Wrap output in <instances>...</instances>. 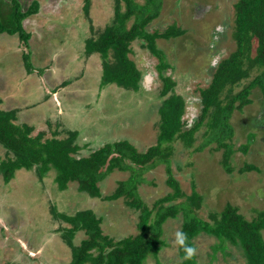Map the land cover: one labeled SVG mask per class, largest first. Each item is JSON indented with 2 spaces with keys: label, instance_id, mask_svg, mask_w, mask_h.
<instances>
[{
  "label": "rangeland",
  "instance_id": "1",
  "mask_svg": "<svg viewBox=\"0 0 264 264\" xmlns=\"http://www.w3.org/2000/svg\"><path fill=\"white\" fill-rule=\"evenodd\" d=\"M18 1L27 9L34 0ZM35 1L40 5L38 14L23 23L30 34L27 45L18 35L0 34L1 111H20L16 123L32 126V135L42 132L49 138L57 131V137L64 138L67 131L77 132L79 157L118 141L129 142L140 153L154 146L163 101L159 97L162 83L157 59L142 41L131 43L129 58L142 74L140 89L134 92L116 85L101 88L100 56L88 58L84 53L85 40L96 38L112 23L114 0H90L88 15L83 10L85 0ZM237 1L162 0L160 16L147 27L149 33L163 32L171 25L184 31L178 38L156 40V46L171 65L163 75L175 82V93L185 101L186 128L200 115L199 90L209 85L213 68L235 50L233 5ZM255 46L256 41L252 54ZM26 55L32 65L30 73ZM213 59L217 61L214 67ZM255 75L252 73L236 86L232 94L240 92ZM249 98L251 104L243 112L236 111L231 120L234 148L246 141L251 144L246 155L239 151L233 155L232 174L224 172L220 164L222 150L215 151V143L195 152L206 140L204 125L191 148L184 147L181 141L172 144V174L184 194L190 195L194 187L203 197L197 212L203 220L208 221L210 212L221 211L227 203L237 207L247 220L264 210V99L257 89ZM4 158L5 149L0 145V161ZM245 163L257 170L240 174L238 170ZM55 175L52 170L39 183L34 170L22 169L7 184L0 175V264L70 263L71 249L58 233L67 224L54 219L51 209L68 216L92 210L103 218V234L115 241L137 234L139 212L129 208L125 199L108 202L91 198L79 192L76 183L59 192ZM129 176L119 171L108 175L99 185L102 195L113 193L117 183ZM167 177L164 164L144 172L139 195L148 206L172 191L166 185ZM180 226L181 216L164 223L162 240L166 246L157 259L149 255L145 264L180 263L174 243V233ZM262 235L264 239V232ZM85 238L84 233H78L74 245ZM194 243L196 264H245L240 250L227 242L220 246L214 237L200 234Z\"/></svg>",
  "mask_w": 264,
  "mask_h": 264
},
{
  "label": "trees",
  "instance_id": "2",
  "mask_svg": "<svg viewBox=\"0 0 264 264\" xmlns=\"http://www.w3.org/2000/svg\"><path fill=\"white\" fill-rule=\"evenodd\" d=\"M0 0V34L18 35L24 45L30 34L24 29V21L38 14L40 5L33 1L23 9L18 0ZM90 0H85L84 14L88 15ZM162 0H114L112 23L99 35L85 40L86 57L98 54L101 60L100 87L116 85L127 91L138 92L142 74L129 58L131 43L142 41L143 47L154 56L162 88L159 97L163 99L159 108V133L156 144L145 152H138L127 141L104 144L88 156L79 157L78 133L67 132L64 138L58 133L45 138L44 133L32 135L33 127L15 124V111L0 110V145L5 149V158L0 161V175L4 183H9L15 172L34 170L39 183L52 170L54 182L59 192L65 191L70 183L77 184L79 192L102 201L125 199L126 205L139 212L137 234L115 241L103 234L102 217L92 210L78 211L68 216L51 209L57 221L67 224L58 233L62 241L71 249L69 264H145L152 255L157 259L160 250L166 246L162 240L163 225L167 220L181 216L180 230L187 234V243L195 249V239L200 234L217 239L220 246L226 242L240 250L245 264H264V210L257 212L252 220H247L237 207L227 203L219 212H210L209 220L201 219L197 212L201 209L203 197L192 187L190 195L182 192L179 182L172 174L170 158L172 144L181 141L191 148L196 134L204 125L205 141L195 152L216 144L215 151L222 150L220 164L226 174H232L233 155L236 151L246 155L250 145L247 141L237 149L232 143L231 120L237 111L243 112L251 104L250 94L257 89L264 99V0H238L234 5V28L232 38L235 50L223 59L211 73V81L199 90L200 115L189 128L184 122L185 101L175 93V82L163 75L171 68L163 52L157 48L156 40H170L183 36L184 31L175 25L163 32L149 33L147 27L160 16ZM131 22L129 26L128 23ZM254 41L256 46L253 51ZM28 73L31 72L29 56H24ZM252 73L255 77L237 94L234 88L247 80ZM164 164L167 174L166 185L172 191L157 199L151 207L139 195L144 172ZM257 167L246 164L238 172H253ZM115 171L129 173L125 181H119L113 193L103 196L100 183ZM177 202L178 200H181ZM78 233L85 239L79 245L73 240ZM219 246V247H220ZM179 264H196V255L184 259V252L177 246Z\"/></svg>",
  "mask_w": 264,
  "mask_h": 264
},
{
  "label": "clouds",
  "instance_id": "3",
  "mask_svg": "<svg viewBox=\"0 0 264 264\" xmlns=\"http://www.w3.org/2000/svg\"><path fill=\"white\" fill-rule=\"evenodd\" d=\"M213 65L217 63L216 59L211 61ZM188 237L185 232L178 230L174 233V243L184 252V259H191L196 254V249L187 243Z\"/></svg>",
  "mask_w": 264,
  "mask_h": 264
},
{
  "label": "crops",
  "instance_id": "4",
  "mask_svg": "<svg viewBox=\"0 0 264 264\" xmlns=\"http://www.w3.org/2000/svg\"><path fill=\"white\" fill-rule=\"evenodd\" d=\"M88 58H89V57H88ZM100 78H101V75H100ZM52 97H53V100H54V101L56 102V104L58 105V102H57V100H56V98H55V93H54V92L52 93ZM0 110H2V109L0 108ZM5 111H7V110H5ZM15 111H16V119H15L14 122H15V124H17L16 121L20 119V118L18 119V116H19V114H20V111H17V110H15ZM43 122H44V123L46 122V124H47L48 121H43ZM48 123H49V122H48ZM48 125H49V124H48ZM57 125H58V126H61V124H58V123H57ZM27 126H29V125H27ZM30 127H32V126H30ZM33 129H34V128H33ZM67 132H68V131H67ZM70 132H72V131H70ZM53 133H58V132H57V131H54ZM53 133H52V134H53ZM76 133H77V132H76ZM78 135H79V134H78ZM57 136H58V134H57ZM57 138H58V137H57ZM77 138H78V137H77Z\"/></svg>",
  "mask_w": 264,
  "mask_h": 264
},
{
  "label": "flooded vegetation",
  "instance_id": "5",
  "mask_svg": "<svg viewBox=\"0 0 264 264\" xmlns=\"http://www.w3.org/2000/svg\"><path fill=\"white\" fill-rule=\"evenodd\" d=\"M211 65H212V67H214L215 65H213L212 63H211Z\"/></svg>",
  "mask_w": 264,
  "mask_h": 264
}]
</instances>
